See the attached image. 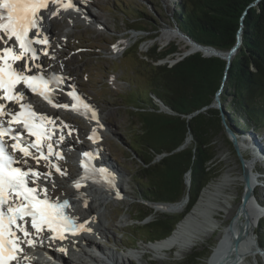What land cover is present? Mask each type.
Wrapping results in <instances>:
<instances>
[{
    "label": "rangeland",
    "instance_id": "374dc122",
    "mask_svg": "<svg viewBox=\"0 0 264 264\" xmlns=\"http://www.w3.org/2000/svg\"><path fill=\"white\" fill-rule=\"evenodd\" d=\"M84 2L82 5L84 6L85 12L83 14L80 13L81 18L76 21L65 18V20L56 23L59 25L58 27L56 26V30L52 34L53 37L55 36V39L59 38L62 41V53L66 57H62L59 61L50 58L47 62L50 67L57 66V71L66 68L71 71L72 75L76 74L79 77L80 83L77 87L82 89L86 97L100 111L98 130L102 135L99 144L102 146L100 152L103 153L100 156L103 155L106 158L111 164L112 170L115 169L116 174L122 175L116 182L121 190L118 196L111 197L109 194L115 195L119 192V189L113 193L104 190L105 194L103 196L107 197L101 198L99 196L100 194L96 195L94 193V190H88L94 196L92 206L95 212L98 214L99 212H104L106 214L107 217L104 218L105 225L102 228L104 231L109 230L108 232L110 234L108 236H100L106 248H101L96 243L100 246V250L96 251V247L94 246L95 249L85 250L86 255L91 254L90 250H94L96 254L101 253L100 251L109 252L108 249L114 252L115 250L109 247L116 248L118 246L120 251L138 249L134 251L137 259L133 258L134 260L132 261L127 259L128 264H141L142 261L145 264H208L209 258L220 243L219 238L224 240L225 234H222V232L226 228L230 229V223L235 220L236 210H238L241 204L243 193L241 164L231 147L227 144V140L229 139L225 135V131L221 136L219 135L215 138L214 141L218 149V155L213 166H216L219 171V174L214 180L226 174L228 171L236 178V184L232 187L233 196L229 202V207L233 210V215L229 218H227L226 214L220 215L218 217L219 222L222 223L220 228L209 239L199 243L194 249L185 251L184 253H179V249H177L167 254L158 252L155 249V251H152L151 248L159 244L155 239L160 234L158 232H149L152 227L154 229V225H152L154 218H148L142 222H138V220L145 216V212L154 211L157 218L168 217L171 227L177 223L174 226L176 229L191 209L188 210L187 206L185 210L180 212L170 213L157 211L161 205H154L149 200H143L141 197L144 191V189L143 191L141 189L143 188L141 187L143 183H139L138 181L137 183L133 179L136 177L139 164L142 163H140V158L132 153L131 135L138 134L140 128L135 114L132 113L135 110L133 107L129 108L131 99L129 101L128 96L133 95V92L139 95L146 91L149 73L142 68L140 64L143 63L140 61L145 60L147 64L146 61L148 60L144 56L147 53L151 54L154 46L160 48L158 53L160 55L170 51L174 47H177L178 52L180 51L179 54H172L165 60L155 62L154 65L156 66L165 63L172 65L180 61L185 54L194 53L197 50L196 47L190 45L189 42L182 38L184 35L178 32V28L172 21L175 7L180 0H84ZM137 10H143L150 18L144 24H135L136 27L146 28V31H136L137 28L135 27V29L131 26L133 22L137 21L134 12ZM65 11L67 12V10L61 12ZM152 20L155 22V25ZM171 33L173 35H170ZM140 43L142 44L139 45ZM119 44H126V49L120 55L116 52V46ZM57 50H59V47L54 46L53 52L57 53ZM204 53L208 55L209 51H205ZM152 55L154 54L152 53ZM223 92L220 89V101H215L213 104L214 108L221 109ZM66 117L68 121L72 122V126H74V132L72 134L83 130L86 135H90V132H87L90 129L88 122L86 123L73 115H67ZM242 137L239 138L242 151L247 158L246 160L250 168L255 173L254 175L257 176L255 177L256 181L253 180L252 182L256 187L255 195L257 200L262 203L264 200V172L259 173L258 170H264V135H256L257 140H259V145H255L259 148L260 152H258L263 160L252 150L255 146L252 144L251 138L249 137L247 139L248 141L245 140L244 143L241 139ZM74 138L75 141L80 142V139L77 137ZM84 144H87V142ZM71 145L72 143L69 146ZM69 146H65V149L69 148ZM65 151L67 152V158L64 162L63 170L67 173L65 176H68V180H65V176L63 175H55L56 180L51 185V191L57 195L68 194V191L75 187L73 185L76 177L74 178L73 176L81 174L79 167L74 161L75 153L69 151L71 153L69 155V152L67 150ZM160 158L161 156H158L156 161H159ZM107 177H110V175L108 174ZM109 180H111V177ZM188 180L189 177L186 179L187 187ZM60 191L62 192L58 194ZM187 195L182 200L187 199L189 202L191 198L187 197ZM258 205L261 206L259 209L262 208L264 210L263 205ZM83 206L85 205L82 203L78 206L77 210L80 212L79 215L85 212ZM234 211L236 212L234 213ZM262 219H264V216H259V220L254 229L258 236L257 239L259 238V224ZM131 235L134 238L132 243L129 242L128 238ZM253 239L255 242L256 238L254 235ZM91 240V238H88V243L95 245L94 240ZM230 244L229 241V249L231 247ZM261 250L264 251V248H261ZM109 253L113 254L116 258L121 257V253ZM62 258L61 262L63 264H77V259H81L82 261L87 260L86 256L82 254L76 256V258L72 256L68 257V255L64 254ZM73 259H76L74 263ZM248 264H264V256H257L256 259L249 258Z\"/></svg>",
    "mask_w": 264,
    "mask_h": 264
},
{
    "label": "trees",
    "instance_id": "16d2710c",
    "mask_svg": "<svg viewBox=\"0 0 264 264\" xmlns=\"http://www.w3.org/2000/svg\"><path fill=\"white\" fill-rule=\"evenodd\" d=\"M134 12L137 21L131 24L133 28L150 20L143 10ZM173 22L193 41L223 53L235 47L239 31L243 32L241 47L229 68L226 60L206 57L201 51L172 65L156 66L155 62L180 51L174 47L160 55V48L154 46L144 56L147 64L140 61L149 73L145 93L128 96L140 128L131 135V149L142 163L133 178L143 183L141 197L154 205H173L189 194L190 210L219 174L213 165L218 155L215 138L224 133L221 110L239 137L264 135V0H180ZM139 27L136 31L147 30ZM220 89L224 94L222 107L217 109L213 104ZM227 144L234 151L228 140ZM258 202L264 206V200ZM148 218H154V229L149 232L160 234L156 242L169 238L177 225L171 227L168 217L157 218L154 211L145 212L138 222ZM259 225L258 241L264 248V219ZM128 238L132 243L133 236Z\"/></svg>",
    "mask_w": 264,
    "mask_h": 264
},
{
    "label": "snow or ice",
    "instance_id": "6c2138e0",
    "mask_svg": "<svg viewBox=\"0 0 264 264\" xmlns=\"http://www.w3.org/2000/svg\"><path fill=\"white\" fill-rule=\"evenodd\" d=\"M73 6L71 0L68 3L0 0V43L4 45L0 48V264L30 260L24 255V246L36 247L38 240L42 243L40 238L45 230L52 233L50 239H64L65 231L75 234L77 230H84V224L77 225L75 218L65 214L64 209L69 207L67 199L52 201L48 196L44 182L50 179L51 171L39 170L42 159L60 175L67 174L51 158L63 159L54 146L63 143V128H68V135L73 129L61 122V134L53 139L57 130L55 120L23 103L27 89L53 107L78 110L76 104L54 103L42 66L34 64L40 59L34 45L48 44L47 39L38 38L41 22L46 15L55 16L60 8L67 10ZM43 55H48L47 51ZM33 66L37 69L35 74H32ZM69 96L73 100L81 99L75 92ZM13 105H18L19 111ZM84 108L89 106L84 104ZM92 118H96L94 111ZM29 160L35 161L37 167L29 164ZM74 186L79 189L81 182L75 181Z\"/></svg>",
    "mask_w": 264,
    "mask_h": 264
},
{
    "label": "bare ground",
    "instance_id": "6f19581e",
    "mask_svg": "<svg viewBox=\"0 0 264 264\" xmlns=\"http://www.w3.org/2000/svg\"><path fill=\"white\" fill-rule=\"evenodd\" d=\"M72 2H73V5L79 9V12L81 14L85 12L84 6L82 5L83 3L81 2L77 3L75 1H72ZM61 11L62 10H59L58 14L55 16L46 15V18L41 22L42 34L45 35L46 38H50L54 44L56 43V39L53 37L52 34L56 30V26L58 27L59 25L56 23H59L65 20V18H68L71 21H76L77 19L81 18L80 15L79 16L75 15L76 12L72 13V11H69V12H66V11L61 12ZM170 35H173V33H171ZM125 45L126 44H119L116 46L117 48L116 52L119 55L122 54L124 50L126 49ZM65 100L67 99L65 98ZM90 125L95 126V124H91V123ZM79 135L81 138L88 137L83 132V130H81ZM248 138H245V139L242 138V141H244L245 143V140H247ZM62 144L63 143H61V145ZM70 144L71 143L69 141H66V147H68ZM257 144L259 145V143ZM92 146L94 147L92 149L98 148L97 142H93ZM240 148L242 150L241 144H240ZM252 150L257 154V156L259 155V152H260L259 148L255 147V148H252ZM260 159L263 160L262 157H260ZM101 166L106 167L105 174L109 171V175L112 181L108 180L109 183L107 181H104L106 180V178L109 179L110 177H107V176L103 177L101 176V174L97 176L99 177V180L97 181L96 176L94 178H91L92 176L88 173V171L83 170L84 165L82 166L79 165L78 167L80 169L81 174L80 175L77 174L73 177L74 178L76 177L75 181L79 180L81 182V187L79 189H77L76 187H74L73 189H70L68 191V194L66 193V196L69 195V197H72L74 199L77 198V200H80V203L84 205L86 202L87 206H83L84 211H85L84 214L79 215L80 212L77 209L73 211V214L79 221L82 222V224H84V227L87 228L88 232L93 233V235L108 236L110 234V232H108L109 230L104 231L102 228L105 225L104 218H106L107 216L104 212H99V214L95 212V209L92 206L94 196L90 194L89 191L94 190V193H96V195L100 194L99 196L101 198V197H107V196H103L105 194L104 190H108L113 193V192L118 191L119 189V192L117 194L115 195L109 194V196L111 197L118 196L121 190L118 184H116V182L122 175L116 174L115 169L112 170L111 164L106 160V158H104L103 155L100 156V153H99L98 162L96 163V167L100 168ZM248 166L250 167L249 163H248ZM235 184H236V178L233 175H231L230 171H228L226 174L218 177L216 180L211 182L202 191L197 203L191 208V210L184 217V219L181 221L179 226L174 230L172 235L165 240L157 242L159 244L152 247L151 248L152 251L155 249L158 252L167 254L173 250L175 251L179 249V253H184L185 251L194 249L199 243H202L204 240L209 239L220 228L222 224L219 222L218 217L220 215L226 214L227 218H229L233 215V210L229 207V202L232 199V196H233L232 187ZM252 186H253V192H254L253 197L256 201V195H255L256 187L253 185V183H252ZM256 202H258V200ZM187 206H188V200L184 199L177 204L161 205L158 207L157 211L174 213V212H180V211L185 210ZM236 211H234V213ZM86 212L87 214H85ZM247 212H248L247 219H246L247 225L246 227H243V231L241 235V244H240V246L242 245V247L240 248V250L238 249L239 250L238 253L237 252L235 253L233 250L232 252H230L231 250L228 248L229 241L231 243V229H232V226H231L230 229L226 228L225 231L222 232V234L223 233L225 234L223 238L224 240L219 238L220 243L218 247L214 250L212 256L209 258L208 264H245V263L248 264L249 258L256 259L257 256H260V254L255 253L256 248H255V242L253 241L254 240L253 231L257 225L259 216H261L262 213L260 210L258 211L252 205L248 207ZM239 221L244 226L245 217H244L243 212L240 213ZM235 223H236V220H234V224ZM88 238L90 237L81 236L80 239L82 240L84 244L81 250H79L77 247L75 249L74 239L68 241L67 243L70 242L69 243L70 250H68V252L63 251L62 253L68 255V257L72 256L74 258H76V256L80 254L85 255L87 260L82 261L81 259H77V264H128L127 259L128 260H131V259L133 260V258L137 259L136 253H134V251L132 250L130 251L124 250L120 252L115 250L117 254L121 253V257H118V258L114 257V255L109 252H102V251H100L101 252L100 254L103 255L104 257L102 256L97 257L95 253L94 254L88 253L89 255H86L85 250L87 249H95L96 247L95 249L96 251L100 250V246L97 247L98 243L96 244L95 241H93L95 242V245L88 243ZM40 239L42 240V243L38 240L36 247H33V252H39L43 250L45 247L50 248V249L54 247V245H52L47 239V235L41 234ZM101 243L103 244L104 242H101ZM63 246H66V245H63ZM233 252H234V255L231 257L230 253L233 254ZM54 253L56 255L60 254L58 250H56ZM124 253H127V254L124 255ZM27 257H29L30 260H25L24 262L29 263V264H36L34 258L31 255H28ZM60 258L62 261L63 259L62 256H60ZM75 261L76 259L73 261V263ZM141 264H145V262L142 261Z\"/></svg>",
    "mask_w": 264,
    "mask_h": 264
},
{
    "label": "water",
    "instance_id": "95a60500",
    "mask_svg": "<svg viewBox=\"0 0 264 264\" xmlns=\"http://www.w3.org/2000/svg\"><path fill=\"white\" fill-rule=\"evenodd\" d=\"M173 21V19H172ZM180 32V31H178ZM182 33V32H181ZM242 30L239 31V34H238V38H237V43L235 45V47H233L228 53H223V52H220L212 47H205V46H202L200 44H198L197 42L193 41L191 38H189L188 36H185V34H183L184 36H182V38H184V40L188 41L190 45L194 46L197 48V51H201L203 52L204 56L206 57H210V56H218L224 60L227 61V65H228V68L230 67L231 63H232V60H233V57H235L234 55H236L238 49L241 47V44H242ZM205 51H209V54L208 55H205ZM192 54V53H190ZM190 54H185V56H188ZM219 95L220 93L218 92L217 96H216V100L219 102ZM221 118H222V124H223V128H224V131H225V135L228 137V141L232 144L233 146V149H234V154L237 156V159L239 160L240 164H241V168H242V175H241V183L243 185V193H242V198H241V204L240 206L238 207V210L236 212V215H235V220H236V223L234 224V220L230 223V225L232 226V229H231V247H230V252H232V250L236 253H238V251L240 250V248L242 247V245L240 246L241 244V235H242V231H243V227H246L247 225V215H248V207L250 205H252L254 208H256L257 210H260L261 211V216L263 217L264 216V210L262 208L259 209V205L258 203L255 201L254 197H253V186H252V181L255 180V177H257L256 175H254L255 173H253V170L248 166V162H247V158L246 156L244 155L243 151L241 150L240 148V141H239V136L234 133V131L228 126L227 122H226V118H225V115L223 113V111L221 110ZM250 137L251 141H252V144H254V146L258 143L259 140H257L256 138V135L255 134H247L246 136L242 137L243 139L245 138H248ZM241 138V139H242ZM224 139H226L224 137ZM190 140L187 139L186 140V143H188ZM251 144V145H252ZM185 146L181 147V148H184ZM256 147V146H255ZM187 177H189V180L187 181V184H188V187L190 186V174L187 175ZM256 181V180H255ZM187 197H189V194L187 195ZM164 205V204H162ZM244 214V217H245V223H244V226L241 224V222L239 221V217H240V213ZM247 233V232H246ZM253 235L255 236L256 238V241H255V248H256V251L255 253H258L262 256H264V252L261 250V248L259 247V241L257 239V233L256 231H253ZM238 245V246H236ZM239 249V250H238ZM234 252L233 254L230 253L231 257L234 255Z\"/></svg>",
    "mask_w": 264,
    "mask_h": 264
}]
</instances>
